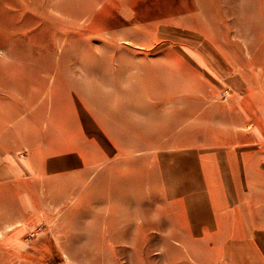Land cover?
<instances>
[{"label": "rangeland", "instance_id": "rangeland-1", "mask_svg": "<svg viewBox=\"0 0 264 264\" xmlns=\"http://www.w3.org/2000/svg\"><path fill=\"white\" fill-rule=\"evenodd\" d=\"M248 95L264 99V0H0V264H208L148 226L141 144L167 121L214 140ZM79 112L143 142L85 177H3L38 143L82 140Z\"/></svg>", "mask_w": 264, "mask_h": 264}, {"label": "crops", "instance_id": "crops-1", "mask_svg": "<svg viewBox=\"0 0 264 264\" xmlns=\"http://www.w3.org/2000/svg\"><path fill=\"white\" fill-rule=\"evenodd\" d=\"M194 64L199 72L202 65ZM196 77L189 81L196 82ZM186 80L179 76L172 84ZM169 82L168 77L161 86ZM170 95L168 86L160 99L169 100ZM241 98V109L235 110L241 120L235 121L236 116L228 114L232 120L227 117L224 128L216 124L214 140L206 143L201 134L191 135L189 142L172 139L167 121L157 127L160 136L156 140L155 130L147 128L145 144H141L145 146L146 210L151 213L148 226L169 229L162 234H171V243L185 245V252L192 246L194 258L208 264H264V99ZM78 116L82 140L60 135L57 142H40L32 151L3 160V177L10 181L26 176L85 177L96 166H116L122 149L136 148L143 142L138 135L122 141L117 131L107 129L100 119L82 112ZM68 122L65 117L63 123ZM89 128L95 132L93 136ZM180 132L178 127L172 133L179 136ZM136 169L130 164L129 174L138 175Z\"/></svg>", "mask_w": 264, "mask_h": 264}]
</instances>
